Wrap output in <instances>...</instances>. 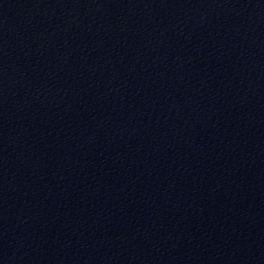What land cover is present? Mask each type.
<instances>
[{
    "label": "water",
    "instance_id": "water-1",
    "mask_svg": "<svg viewBox=\"0 0 264 264\" xmlns=\"http://www.w3.org/2000/svg\"><path fill=\"white\" fill-rule=\"evenodd\" d=\"M0 264H264V0H0Z\"/></svg>",
    "mask_w": 264,
    "mask_h": 264
}]
</instances>
